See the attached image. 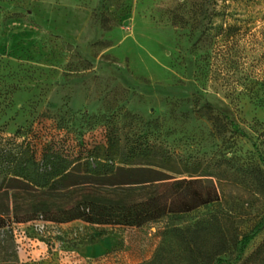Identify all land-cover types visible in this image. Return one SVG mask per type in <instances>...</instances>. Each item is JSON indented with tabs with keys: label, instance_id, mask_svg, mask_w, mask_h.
<instances>
[{
	"label": "rangeland",
	"instance_id": "rangeland-1",
	"mask_svg": "<svg viewBox=\"0 0 264 264\" xmlns=\"http://www.w3.org/2000/svg\"><path fill=\"white\" fill-rule=\"evenodd\" d=\"M104 18L117 25L104 26ZM236 20L251 21L261 42L252 45L249 33L242 38V67L264 62V0H0V148L27 140L41 152L58 121L100 156L108 129L170 153L180 170L170 171L176 177H204L224 146L205 107L210 102L215 113L229 110L245 131L235 149L245 155L254 149V124L264 122V92L234 99L198 76L212 49L204 40L209 21ZM212 208L144 227L74 220L59 228L78 234L74 248L84 258L142 264L153 258L168 223L194 224ZM263 238L264 229L209 264H242Z\"/></svg>",
	"mask_w": 264,
	"mask_h": 264
},
{
	"label": "trees",
	"instance_id": "trees-1",
	"mask_svg": "<svg viewBox=\"0 0 264 264\" xmlns=\"http://www.w3.org/2000/svg\"><path fill=\"white\" fill-rule=\"evenodd\" d=\"M108 20L104 18V26L117 25ZM209 23L204 40L212 49L198 76L220 84L234 99L264 92V62L241 65L247 58L242 38L249 33L252 45L261 44L251 33V21ZM205 107L224 146L215 170L204 177L178 178L170 172L180 171L170 153L135 136L122 140L108 129L100 156L93 143L83 137L73 140L58 121L41 152L27 140L0 148V264H20L12 226L39 216L56 223L144 227L184 220L214 205L194 224L168 223L159 232L153 258L142 264H174L178 259L181 264H209L252 240L264 229V122L254 124V149L240 155L235 149L246 134L236 118L223 107L215 113L210 102ZM242 264H264V238Z\"/></svg>",
	"mask_w": 264,
	"mask_h": 264
},
{
	"label": "built area",
	"instance_id": "built-area-1",
	"mask_svg": "<svg viewBox=\"0 0 264 264\" xmlns=\"http://www.w3.org/2000/svg\"><path fill=\"white\" fill-rule=\"evenodd\" d=\"M60 223L39 216L35 219L14 223L13 238L20 264H100L80 256L74 243L78 234L66 235Z\"/></svg>",
	"mask_w": 264,
	"mask_h": 264
},
{
	"label": "crops",
	"instance_id": "crops-1",
	"mask_svg": "<svg viewBox=\"0 0 264 264\" xmlns=\"http://www.w3.org/2000/svg\"><path fill=\"white\" fill-rule=\"evenodd\" d=\"M64 224V223H63Z\"/></svg>",
	"mask_w": 264,
	"mask_h": 264
}]
</instances>
